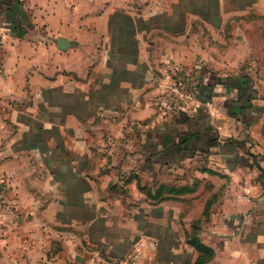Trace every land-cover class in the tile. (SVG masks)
<instances>
[{"label": "crops", "instance_id": "obj_1", "mask_svg": "<svg viewBox=\"0 0 264 264\" xmlns=\"http://www.w3.org/2000/svg\"><path fill=\"white\" fill-rule=\"evenodd\" d=\"M144 2L0 0V264H94L92 247L122 257L135 246L134 236L141 237L136 245L139 264H194L196 257L192 263L181 262L184 245L173 242L183 213L165 211L163 204L151 207L155 210L150 213L141 206L135 216L129 211L103 212L97 179L101 165L67 159L88 145L85 126L91 125L96 136L100 123L108 121L111 131L121 127L135 134L126 125L143 120V110L124 115L122 125L115 113L109 114L118 107L125 111L143 102L148 105L153 70L143 63L146 29L166 28L171 32L166 40L174 42L180 38L172 31L178 25L175 12L205 13L227 0H171L166 11L172 15L144 16L133 36V16L147 11ZM255 2L264 11V0ZM163 11L162 6L154 8ZM61 37L71 42L67 50L58 46ZM138 46L143 51L137 57ZM174 46L170 49L183 50ZM215 92L201 94L191 115L173 110L157 118L154 128L139 129L137 145L129 141L120 154H112L124 160L120 156L126 146L134 147L139 163L118 165L115 171L137 170L146 179L162 171H171L170 177L187 172V179L193 173L203 178L211 171L225 174L224 191L198 233L215 250L208 264H264V98L253 100L256 106L242 111L241 121L227 110L228 88ZM69 139L75 141L69 145ZM40 171L47 173L43 181L34 179ZM178 177L173 181L180 184ZM143 199L146 202V196ZM56 225L72 233L53 229ZM53 237L59 244L51 252ZM165 238L171 239L170 245ZM84 243L92 247L86 250Z\"/></svg>", "mask_w": 264, "mask_h": 264}, {"label": "rangeland", "instance_id": "obj_2", "mask_svg": "<svg viewBox=\"0 0 264 264\" xmlns=\"http://www.w3.org/2000/svg\"><path fill=\"white\" fill-rule=\"evenodd\" d=\"M170 1L145 0L144 5L147 7V11L142 17H140L141 12H135L133 21L136 19L137 21L132 27V35H136V30L138 33L139 19L144 16L172 15V11H166ZM255 3V0H227L226 5L223 3L211 5L210 8H212L206 9L205 13L195 11L188 16L182 11L175 12V14L178 13L175 15L178 25H175L172 31L177 30L175 32H179L177 35L180 38L174 39V42L166 40V33H171L166 28L162 32L152 27L149 30L146 29L149 31V41L148 48L144 49L147 59L143 63L145 62L146 66L153 70L148 81L152 85V89L146 92V96L149 98L148 105L144 107L145 102H143V106L125 108V111L118 107L109 114L115 113L122 125L124 115L126 117L127 115L134 116L143 110L141 113V117H144L143 120L130 122L126 125V128L131 127L135 134L124 132L121 127L118 132L111 131L108 121H103L99 125L102 128L96 134L97 137L92 132L91 125L83 128L85 131L83 136L89 139L86 140L88 145L80 151V155H69L68 149L66 151L69 155L67 157L70 159L69 162L83 165L94 164L93 166L101 165L98 176L97 173L95 174L102 197L101 211L112 212L111 210H114L115 214H119L118 211L121 213L129 211L132 212V216H135L134 212L140 211L141 206L146 205L149 212L155 210L151 207L163 204L165 211L172 209L174 212L183 213L184 216L181 217L180 224H177L180 226L179 232L172 236L174 243L179 241L180 247L184 245V248L180 249L182 263H192L191 261L196 257L194 262L196 264L200 256V250L195 247L197 241L213 250L212 253L208 252L202 255L204 260L202 264H208L214 259L215 250L204 243L201 234L198 233L202 229L201 224L206 219L204 216L210 212L211 207L215 206L224 191L222 180L226 178V175L222 173L224 176H221L219 172L211 171L209 177H198L199 174L193 173L187 179V172H177L170 177L168 175H172L171 171L164 172L165 174L162 171L160 176L146 179L136 173L137 170H131V172L127 170L123 173V170L115 171L118 169V165L127 167L128 164L139 163V156L135 154L134 147L126 146L128 148H126L125 154L120 156L125 158L124 160L119 161L118 155L113 157L112 154L114 152L120 154L124 150L122 145L129 141L131 144L137 145L138 130L148 125L150 129L154 128L157 118L164 114L169 115L174 110L178 114L191 115L197 107V99H200V95L203 93L214 96L216 89L228 88L230 101L227 110L241 121L243 119L242 111L254 109L256 105L253 100L264 98V11H260ZM135 4L138 5V2ZM157 6H162L165 11L154 12V8ZM182 22H189V26L185 29ZM174 44L179 45L183 50L170 49V47L176 48ZM100 49L102 51L100 53H103L104 48ZM136 51L138 57L143 50L138 46ZM164 51L172 52V56L164 57ZM194 55L195 59H192ZM135 60H137L136 57ZM244 130H247L246 126ZM73 141L75 140L69 139V145ZM58 151L63 152L60 148ZM71 153H73L72 150ZM44 154L46 155V152ZM94 168L97 170L96 167ZM46 175L47 173L42 171L36 172L34 179L43 181ZM177 176L180 177L177 178L180 180V184L173 181ZM39 188L40 186H37L35 189L37 199L41 195ZM144 196H146V202H144ZM183 196L185 198H181ZM141 197L142 199H140ZM165 206L172 208L166 209ZM109 220L113 221L114 219L110 217ZM53 229L65 231L68 236L72 233L68 227L56 225L53 226ZM75 237L79 238L80 236ZM134 237H136L135 246L122 257L114 256L105 247H92L88 243H84L83 246L86 247V250L94 248L92 250L96 258L94 264H139L141 251L136 245L140 242L141 237ZM165 241L168 243L167 245H170L171 239L165 238ZM58 244V238L53 237L51 252L57 250ZM188 244L195 250L188 247ZM3 257L4 251L0 246V259ZM77 260L80 259L77 257Z\"/></svg>", "mask_w": 264, "mask_h": 264}, {"label": "trees", "instance_id": "obj_3", "mask_svg": "<svg viewBox=\"0 0 264 264\" xmlns=\"http://www.w3.org/2000/svg\"><path fill=\"white\" fill-rule=\"evenodd\" d=\"M195 247H197L200 250V256L198 257L196 264H202L204 262L202 255H205V253H208V252L212 253L213 251L211 248H209L208 246H206L205 244L199 241L195 242Z\"/></svg>", "mask_w": 264, "mask_h": 264}, {"label": "water", "instance_id": "obj_4", "mask_svg": "<svg viewBox=\"0 0 264 264\" xmlns=\"http://www.w3.org/2000/svg\"><path fill=\"white\" fill-rule=\"evenodd\" d=\"M71 45V42H69L66 38H60L59 39V48L62 50H66Z\"/></svg>", "mask_w": 264, "mask_h": 264}]
</instances>
